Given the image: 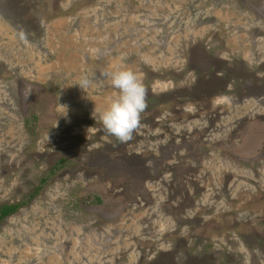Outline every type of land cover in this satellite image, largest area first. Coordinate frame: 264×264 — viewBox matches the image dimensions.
I'll return each instance as SVG.
<instances>
[{"label":"rangeland","instance_id":"374dc122","mask_svg":"<svg viewBox=\"0 0 264 264\" xmlns=\"http://www.w3.org/2000/svg\"><path fill=\"white\" fill-rule=\"evenodd\" d=\"M121 67L146 89L125 142L98 119ZM15 204L0 264H264V0H0Z\"/></svg>","mask_w":264,"mask_h":264},{"label":"clouds","instance_id":"9594fccd","mask_svg":"<svg viewBox=\"0 0 264 264\" xmlns=\"http://www.w3.org/2000/svg\"><path fill=\"white\" fill-rule=\"evenodd\" d=\"M106 75L117 94L105 109L99 112L98 119L108 136L114 137L118 142H125L130 138L146 107V89L140 74L130 67H121ZM87 83V80L83 81L82 86ZM93 118H97L96 108Z\"/></svg>","mask_w":264,"mask_h":264},{"label":"trees","instance_id":"16d2710c","mask_svg":"<svg viewBox=\"0 0 264 264\" xmlns=\"http://www.w3.org/2000/svg\"><path fill=\"white\" fill-rule=\"evenodd\" d=\"M22 204L4 205L0 208V222L18 212Z\"/></svg>","mask_w":264,"mask_h":264},{"label":"flooded vegetation","instance_id":"af4514ba","mask_svg":"<svg viewBox=\"0 0 264 264\" xmlns=\"http://www.w3.org/2000/svg\"><path fill=\"white\" fill-rule=\"evenodd\" d=\"M245 236V235H244ZM238 238V237H237Z\"/></svg>","mask_w":264,"mask_h":264}]
</instances>
